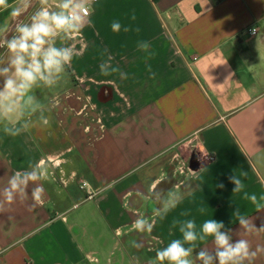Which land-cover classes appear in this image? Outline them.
<instances>
[{"label":"crops","instance_id":"0c3cea01","mask_svg":"<svg viewBox=\"0 0 264 264\" xmlns=\"http://www.w3.org/2000/svg\"><path fill=\"white\" fill-rule=\"evenodd\" d=\"M91 5V24L66 42L80 54L65 79L37 90L50 102V126L18 137L0 129V187L30 164L49 171L36 182L42 201L29 197L0 211V264H150L157 249L181 237L175 220L194 219L198 229L206 219L222 221L238 239L237 209L259 228L264 207L245 193L264 195V0ZM254 27L256 36L244 33ZM108 57L119 71L102 74ZM235 175L241 192L233 191ZM152 190L185 195L161 219L147 198ZM141 215L153 222L150 233L132 229ZM246 238L264 246V233ZM206 243L212 251L211 238L197 241L196 251ZM255 264H264V253Z\"/></svg>","mask_w":264,"mask_h":264},{"label":"clouds","instance_id":"9594fccd","mask_svg":"<svg viewBox=\"0 0 264 264\" xmlns=\"http://www.w3.org/2000/svg\"><path fill=\"white\" fill-rule=\"evenodd\" d=\"M0 13L8 14V22L0 23V50H3L0 51V129L8 136L18 137L37 124L50 126V102L41 99L37 90H54L65 79L74 57L80 54L74 43L66 42L81 37L82 30L91 24L92 5L91 0H0ZM111 29L119 32L121 24L114 21ZM138 48L147 52L149 43L141 41ZM110 61L108 57L100 64L102 74L119 71ZM120 76L126 79L127 73L120 72ZM151 78H155V73ZM47 179L48 168L40 163L30 164L29 170L14 172L0 187V211L6 204L24 203L29 197L34 202L42 201L44 189L36 182ZM229 179L235 185L234 192L243 190L244 184L238 176ZM157 192L159 199H156ZM184 195L179 191L152 190L147 198L159 205L154 214L163 219L181 203ZM245 198L258 209L264 207V195L258 199L255 194L245 193ZM199 211L203 214L205 209ZM233 215L239 222L236 240H233V230L226 229L222 221L206 219L199 229L194 219L173 221L172 226H178L181 237L157 249L150 264H164L165 261L167 264H255L258 256L264 253V246L253 248L246 237L264 233V224L257 228L239 209ZM153 226L149 218L141 215L134 220L132 229L150 233ZM209 238L212 251L207 250V243L196 251L197 241L207 242ZM133 246L140 248L142 245L133 242Z\"/></svg>","mask_w":264,"mask_h":264},{"label":"built area","instance_id":"2783aa9c","mask_svg":"<svg viewBox=\"0 0 264 264\" xmlns=\"http://www.w3.org/2000/svg\"><path fill=\"white\" fill-rule=\"evenodd\" d=\"M244 33L250 37H254L258 34V30L254 27V28H247ZM209 159H212V157H209ZM187 167V164L184 160L180 161V163L178 164V171L181 175L185 174V168ZM81 189H85L87 187V183L86 182H82L81 183Z\"/></svg>","mask_w":264,"mask_h":264},{"label":"trees","instance_id":"16d2710c","mask_svg":"<svg viewBox=\"0 0 264 264\" xmlns=\"http://www.w3.org/2000/svg\"><path fill=\"white\" fill-rule=\"evenodd\" d=\"M196 160V159H195ZM172 184V183H171Z\"/></svg>","mask_w":264,"mask_h":264}]
</instances>
